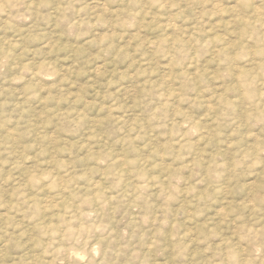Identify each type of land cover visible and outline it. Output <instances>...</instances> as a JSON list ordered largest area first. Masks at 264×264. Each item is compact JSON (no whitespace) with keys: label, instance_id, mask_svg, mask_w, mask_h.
Instances as JSON below:
<instances>
[{"label":"rangeland","instance_id":"obj_1","mask_svg":"<svg viewBox=\"0 0 264 264\" xmlns=\"http://www.w3.org/2000/svg\"><path fill=\"white\" fill-rule=\"evenodd\" d=\"M0 264H264V0H0Z\"/></svg>","mask_w":264,"mask_h":264},{"label":"bare ground","instance_id":"obj_2","mask_svg":"<svg viewBox=\"0 0 264 264\" xmlns=\"http://www.w3.org/2000/svg\"><path fill=\"white\" fill-rule=\"evenodd\" d=\"M74 257H76V256H74Z\"/></svg>","mask_w":264,"mask_h":264}]
</instances>
